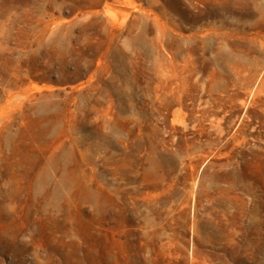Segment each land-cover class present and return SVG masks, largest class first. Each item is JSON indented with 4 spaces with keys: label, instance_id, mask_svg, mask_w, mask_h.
<instances>
[{
    "label": "rangeland",
    "instance_id": "obj_1",
    "mask_svg": "<svg viewBox=\"0 0 264 264\" xmlns=\"http://www.w3.org/2000/svg\"><path fill=\"white\" fill-rule=\"evenodd\" d=\"M0 264H264V0H0Z\"/></svg>",
    "mask_w": 264,
    "mask_h": 264
},
{
    "label": "water",
    "instance_id": "obj_2",
    "mask_svg": "<svg viewBox=\"0 0 264 264\" xmlns=\"http://www.w3.org/2000/svg\"><path fill=\"white\" fill-rule=\"evenodd\" d=\"M76 23H77V21H75V22H71V23H69V24L63 25L62 28H63V29L70 28V27L74 26Z\"/></svg>",
    "mask_w": 264,
    "mask_h": 264
}]
</instances>
